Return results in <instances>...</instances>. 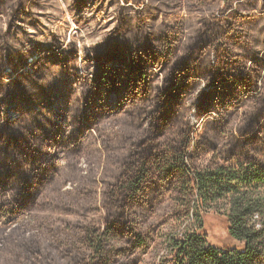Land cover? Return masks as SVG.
Segmentation results:
<instances>
[{"label":"trees","instance_id":"1","mask_svg":"<svg viewBox=\"0 0 264 264\" xmlns=\"http://www.w3.org/2000/svg\"><path fill=\"white\" fill-rule=\"evenodd\" d=\"M89 2L0 0V264H264V0Z\"/></svg>","mask_w":264,"mask_h":264},{"label":"rangeland","instance_id":"2","mask_svg":"<svg viewBox=\"0 0 264 264\" xmlns=\"http://www.w3.org/2000/svg\"><path fill=\"white\" fill-rule=\"evenodd\" d=\"M36 1H39L41 3H54L61 6V8L65 12V17L61 20L60 23L55 24L54 28L63 31L65 29V23L71 21V16L66 11V3L72 2L73 0H36ZM84 2L90 7V12L85 13L83 16L84 18L90 16L104 22L107 21L110 15L112 14V11L110 9L100 12L96 10L97 9L96 7L91 5L89 0H84ZM193 6L196 11L189 14L192 17H207L213 14L216 9L214 4L208 2L206 3L204 2L203 4H197V2L194 1ZM114 101L115 98H111V102L114 103ZM166 205L167 203L163 204L162 207L158 210V213H161V210ZM204 225H205L206 238L212 245L219 248L238 246L237 242H234L229 237L227 232V223L223 216L215 212H210L209 214L204 216ZM159 252L161 251L160 250L150 251L145 256H143L142 262L140 264H157Z\"/></svg>","mask_w":264,"mask_h":264}]
</instances>
